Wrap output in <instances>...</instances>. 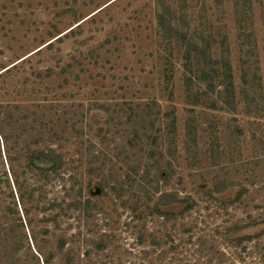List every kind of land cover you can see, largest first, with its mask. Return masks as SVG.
I'll return each mask as SVG.
<instances>
[{"label":"rangeland","instance_id":"rangeland-1","mask_svg":"<svg viewBox=\"0 0 264 264\" xmlns=\"http://www.w3.org/2000/svg\"><path fill=\"white\" fill-rule=\"evenodd\" d=\"M189 41L236 110L207 108ZM0 74L11 157L63 158L16 183L0 144V264H264V0H0Z\"/></svg>","mask_w":264,"mask_h":264},{"label":"trees","instance_id":"trees-1","mask_svg":"<svg viewBox=\"0 0 264 264\" xmlns=\"http://www.w3.org/2000/svg\"><path fill=\"white\" fill-rule=\"evenodd\" d=\"M160 23H162V28H168V33H170L173 29L170 25V23H165L163 19L160 20ZM167 24V25H166ZM242 34L246 36H252V33L250 32H245L241 31ZM240 34V35H242ZM180 35H182L180 33ZM184 38L185 36L182 35ZM188 45L190 46L189 48L192 49L196 54H194V58L196 59L197 65L201 66H209L208 70L205 69H200L199 76L197 77L200 81L204 82L206 85L205 90L203 91L202 95H210L213 93H216V96L214 97L213 100L210 101L209 105L207 108L209 109H217L216 106L218 103H222L225 105L229 110H236V107L234 105L237 104V100H235V84L233 83L232 75H231V68L229 67V64L224 65V80L226 81V84L224 86V97H222V90H216V85L213 83V80L219 76V72L217 69L214 68V64H216V61H213L211 59V54L209 53L210 48L208 46H205L204 48L198 47L197 45H193L191 41L188 42ZM194 48V49H193ZM206 64V65H205ZM8 70V69H7ZM202 73V75H200ZM1 75V74H0ZM188 80V88L192 84L191 78H187ZM200 84V83H199ZM223 98L222 101H220ZM34 106L39 107V103H36ZM49 106H54L52 103H50ZM232 106V107H231ZM2 107H10L9 104L3 105L0 103V109ZM46 113V111H44ZM11 118L14 122H16L14 116L11 115ZM26 118V115L22 117V119ZM1 121V120H0ZM49 122V120H48ZM40 126L45 127L43 123H39V128ZM30 130H32L30 128ZM23 134H25V130L23 131ZM20 135V134H19ZM55 136V133H53ZM8 136L5 135L1 128H0V144L4 145V149L6 151V159L7 162L9 163V166H11V173H12V178L14 182L18 183L19 176L21 175H26V173H31L34 174L40 178L46 176L49 177L52 174L57 173L62 167H63V158L61 156V153L58 152L56 149L53 147H42L39 148L37 147L36 144L38 140L34 141V145H36L35 148H32L28 143L26 145L19 147L18 152L15 156L11 157L10 155V146L8 143ZM18 142L19 140H24V139H16ZM52 140V139H51ZM14 141V142H17ZM55 143V142H54ZM17 145V143H15ZM1 153V152H0ZM1 156V154H0ZM19 160H22L24 163L23 171L21 172V175L18 173H15L12 169V166L14 162H17ZM19 164V163H17ZM14 167V166H13ZM164 171L161 172L160 177ZM2 176H5L4 179L8 180V176L5 173L3 175H0V180H2ZM165 176V175H164ZM238 192L234 197L228 199V202H237V200L241 196V189L234 191V193ZM22 195L20 194V198ZM166 198V201H163V199ZM226 201V199H223ZM191 202V201H190ZM190 202L187 201V199H180L176 197L174 194H163L160 197V200L155 203V206H151V212L153 214H156L158 216L164 217L166 220H170L174 217H178L179 215H183L186 212H189L192 210V205ZM167 206H176L178 209L176 211L173 210H165L164 207ZM236 227V226H235ZM234 228L229 229L228 231H233ZM64 242L60 241L59 246L63 247Z\"/></svg>","mask_w":264,"mask_h":264}]
</instances>
